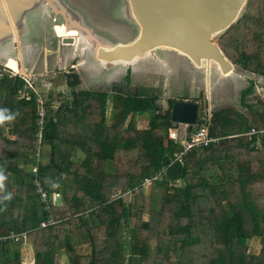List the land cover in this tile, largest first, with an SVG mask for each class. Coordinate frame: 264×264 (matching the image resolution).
<instances>
[{
    "label": "trees",
    "instance_id": "1",
    "mask_svg": "<svg viewBox=\"0 0 264 264\" xmlns=\"http://www.w3.org/2000/svg\"><path fill=\"white\" fill-rule=\"evenodd\" d=\"M218 42L243 70L264 76V0H247ZM65 82L57 101L48 93L38 155L36 93L20 98L23 79L0 77V109L19 112L0 126V264H22V245L34 264H264V108L248 102L253 80L240 95L247 112L214 111L208 128L219 140L180 158L183 146L170 137L175 99L163 109L143 87L85 89L74 69ZM137 114H147V127ZM147 178L162 190L158 203L128 202ZM117 186L124 194L113 197ZM12 232L26 241L2 240Z\"/></svg>",
    "mask_w": 264,
    "mask_h": 264
},
{
    "label": "rangeland",
    "instance_id": "2",
    "mask_svg": "<svg viewBox=\"0 0 264 264\" xmlns=\"http://www.w3.org/2000/svg\"><path fill=\"white\" fill-rule=\"evenodd\" d=\"M63 1L104 43L124 44L135 40L139 35V26L127 16L124 0ZM59 24L63 23L59 18L54 19L48 9L36 7L26 14L22 26L23 32L19 34V38L17 40L10 38L8 42L6 41V45L0 46V71L6 72L10 70L7 67L19 71L20 67L15 59H18L19 51H25L26 42L32 44L33 51H37L38 64L33 68L32 63L31 66L26 67V70L24 68L19 73H32L31 77L35 81V89L41 92L45 101L50 99L48 98L50 91H52L51 97L54 100L55 98L59 99V91L62 94L68 92V88L64 86L65 75L74 69L73 64H78V70H74L80 74L85 89L111 92L113 89L121 87L127 92L129 90L134 91L136 87H143L148 90L149 94L159 96V104L163 109L169 107V98L199 102L202 116H212L214 111L225 108H236L247 112V109L240 102V95L241 90L253 80L255 82L254 93L248 96V102L262 101L264 108V89L259 85V82L264 83V76L245 71L238 64H235L234 72L224 77L220 76L216 67H212L209 78L207 71L199 70L187 55H182L175 49L165 47L158 48L155 55L146 54L141 60L135 62L116 61L107 64L104 60L97 58L92 44L79 31L76 35L81 36L78 49L75 48L74 44H63L61 37L65 35ZM222 33L215 35L214 41L218 42ZM29 36L34 37V41L31 42L32 38L30 39ZM58 46L61 47L62 55L66 58L64 57V61L56 63L55 55L47 51H54L58 49ZM9 55L15 59L10 58L6 67L5 62ZM51 55L53 56L51 57ZM46 56L50 59L49 66L45 69ZM32 68L34 71H30ZM127 77H130V83H128ZM207 78H209L208 84ZM54 104L58 105V102H54ZM108 115L110 121L112 117L111 102ZM135 121L139 128H145L148 126L149 119L147 114H137ZM174 127L185 132L189 126L178 123ZM161 192V189L154 188L153 185L147 183L138 195L134 196L131 192L126 193V199L129 202L136 198L140 204L146 203L147 208H149V206H155L158 203L155 198L158 200ZM123 194L120 186L113 188V197ZM133 223L134 218L131 219V224ZM21 248L23 253L22 264H33L30 257L32 253L30 246L22 245ZM62 264H67L65 257Z\"/></svg>",
    "mask_w": 264,
    "mask_h": 264
},
{
    "label": "water",
    "instance_id": "3",
    "mask_svg": "<svg viewBox=\"0 0 264 264\" xmlns=\"http://www.w3.org/2000/svg\"><path fill=\"white\" fill-rule=\"evenodd\" d=\"M127 16L139 26V35L128 43L108 44L96 37L63 0H0V46L19 38L28 12L46 8L67 29H76L88 40L97 58L107 62H135L147 53L155 55L165 47L185 53L201 71L216 67L220 76L234 72L235 63L226 56L214 36L236 23L247 0H124ZM63 44H75L73 35L61 37ZM3 46V45H2ZM208 78V79H209ZM264 89V83L259 82ZM17 89H15L16 91ZM199 102L175 100L174 122L193 125L198 118Z\"/></svg>",
    "mask_w": 264,
    "mask_h": 264
},
{
    "label": "built area",
    "instance_id": "4",
    "mask_svg": "<svg viewBox=\"0 0 264 264\" xmlns=\"http://www.w3.org/2000/svg\"><path fill=\"white\" fill-rule=\"evenodd\" d=\"M9 68V67H7ZM10 69V68H9ZM9 76L10 78H15L16 76H20L24 83L21 85V87L18 89V93L20 95V98H30V92L33 91L36 93V102L38 105V118H37V132H36V139H35V145L34 148L37 151V154L39 155L41 152L42 144H43V131L45 126V120L47 117V108H46V101L44 97L41 95V92L36 90L35 88V81L32 79L31 76L19 73V71H14L13 69H10L8 71H0V77L3 76ZM211 116H200L196 123L193 124V128L191 131H188V129H185V132L183 130H180L178 127H173L170 129V137L180 142L183 146L182 151L179 153L178 158L186 155L188 152H190L194 148H198L203 145H207L210 142H216L219 140V138L213 137L209 133L208 124L210 122ZM188 125V124H187ZM189 126V125H188ZM184 132V133H183ZM255 129H252L248 132L249 135L252 133H257ZM36 170V169H34ZM160 176V172L154 176V178H157ZM152 179L147 178L144 182L145 185L147 183H150ZM40 191H42V197L44 200L47 201V194L43 191L42 188H39ZM52 222V219L49 221ZM48 222H43L42 226H46ZM26 233H20L17 234L15 232H12L10 235L3 237L2 240H13L15 242L20 241H26Z\"/></svg>",
    "mask_w": 264,
    "mask_h": 264
},
{
    "label": "crops",
    "instance_id": "5",
    "mask_svg": "<svg viewBox=\"0 0 264 264\" xmlns=\"http://www.w3.org/2000/svg\"><path fill=\"white\" fill-rule=\"evenodd\" d=\"M80 40H81V36H79V37H77V39H76V43L74 44L75 45V48H77L78 49V47H79V44H80ZM27 44H26V48H25V51H19V53H18V59H15L12 55H9V56H7V60H6V62H5V66L7 67V62H8V60L10 59V58H14L17 62H18V64H19V71L20 70H24V68H25V70H26V67L27 66H31V64H32V67L34 68V66L36 67L37 66V64H38V62H37V51H33V48H32V44L30 43V42H26ZM61 49V47L60 46H58V49H55L54 51H47V52H50L51 54H53V55H55V60H56V63H59L60 61H64V59L66 58L65 56H63L62 55V51L60 50ZM60 50V51H59ZM158 50V49H157ZM156 50V51H157ZM156 51H155V54H156ZM178 51V50H177ZM180 54H182V55H186V54H184V53H182V52H180V51H178ZM41 53V52H40ZM12 54H14V52H12ZM147 54H149V53H147ZM39 55V54H38ZM53 55H51V57L53 56ZM65 57V58H64ZM46 59H45V61H44V63H45V69L49 66V59H50V57H49V59H48V57L46 56L45 57ZM66 62H67V60H66ZM121 62H123V61H121ZM131 63V62H130ZM72 67H74V69H77L78 68V64L77 65H72ZM10 68V67H9ZM33 68L32 69H30V71H32L33 70ZM11 69V68H10ZM27 69H29V68H27ZM78 70V69H77ZM34 71V70H33ZM27 75H29V76H32V73L31 74H28L27 73ZM209 83V80H208V78H207V84ZM64 86H65V88H68V86H67V84H66V82L64 83ZM82 87H83V80H82ZM9 136H11V135H9ZM31 258H32V262H33V250L31 249ZM34 264V263H33Z\"/></svg>",
    "mask_w": 264,
    "mask_h": 264
},
{
    "label": "clouds",
    "instance_id": "6",
    "mask_svg": "<svg viewBox=\"0 0 264 264\" xmlns=\"http://www.w3.org/2000/svg\"><path fill=\"white\" fill-rule=\"evenodd\" d=\"M8 109H0V126H3L6 122L13 121L17 116H19V112H15L9 115H5V113H8ZM6 180V176L4 174L3 170H0V190H3L4 188V181ZM11 194H8L4 196V200H10Z\"/></svg>",
    "mask_w": 264,
    "mask_h": 264
},
{
    "label": "bare ground",
    "instance_id": "7",
    "mask_svg": "<svg viewBox=\"0 0 264 264\" xmlns=\"http://www.w3.org/2000/svg\"><path fill=\"white\" fill-rule=\"evenodd\" d=\"M61 27H62V32H63V34L65 35V36H70V35H73V36H75V38L77 39V37L78 36H76L77 35V31L78 30H76V29H71V30H69V29H67V27H66V25L63 23V24H59ZM79 35H80V33H79ZM64 36V37H65ZM88 41V40H87ZM89 42V41H88ZM90 43V42H89ZM181 52V51H180ZM183 53V52H182ZM96 54H97V51H96ZM185 54V53H184ZM106 62V61H105ZM219 71V70H218Z\"/></svg>",
    "mask_w": 264,
    "mask_h": 264
},
{
    "label": "flooded vegetation",
    "instance_id": "8",
    "mask_svg": "<svg viewBox=\"0 0 264 264\" xmlns=\"http://www.w3.org/2000/svg\"><path fill=\"white\" fill-rule=\"evenodd\" d=\"M22 32H23V31H22ZM56 35L59 36L58 34H56ZM59 37H60V36H59ZM29 38H30V39L32 38V40H30L31 42L34 41V40H33L34 37H32V36L30 37V36H29ZM7 42H8V41H7ZM4 44L6 45V41H4V42L2 43V45H4ZM2 45H1V47H2ZM8 66H9V65H8Z\"/></svg>",
    "mask_w": 264,
    "mask_h": 264
}]
</instances>
